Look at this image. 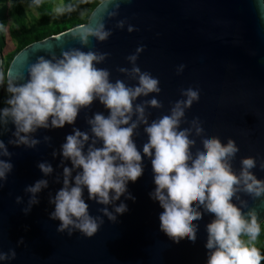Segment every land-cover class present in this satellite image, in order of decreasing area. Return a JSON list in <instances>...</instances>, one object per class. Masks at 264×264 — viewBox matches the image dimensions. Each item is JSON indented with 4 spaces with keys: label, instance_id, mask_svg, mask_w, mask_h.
I'll return each mask as SVG.
<instances>
[{
    "label": "water",
    "instance_id": "95a60500",
    "mask_svg": "<svg viewBox=\"0 0 264 264\" xmlns=\"http://www.w3.org/2000/svg\"><path fill=\"white\" fill-rule=\"evenodd\" d=\"M100 9L99 2L87 14L86 22L90 19L94 24ZM109 11L115 14L103 17L105 29L110 30L107 39L100 41L90 36L82 45L68 33L73 26L24 46L4 72L23 71L26 79L27 64L41 56L52 59L62 51L79 48L106 53L96 67L107 69L111 82L121 80L133 86L138 74L131 71L133 62L127 57L135 53V66L159 81V92L140 95L133 101V107L143 105L148 123L169 114L177 100L186 99L185 90H196L198 98L184 109L179 125L189 129L194 140L192 151L202 146L205 134L218 137L222 143L230 138L239 149L230 160L233 171L238 174L241 158L251 156L256 160L251 171L264 179V168L260 167L264 161V10L260 0H114ZM120 21L122 26H118ZM122 68L127 71H120ZM17 82L23 83L24 79ZM152 98L157 99L159 107L147 103ZM95 113L108 114L96 99L79 110L73 124L41 127L30 133L37 141L31 147L9 143L16 139L14 125L10 120L0 123V140L10 153L0 155V160L12 164L0 180V252H15L13 258L0 260V264H206L205 226L212 214L200 209L202 218L193 221L197 225L194 242L186 236L176 242L165 235L158 220L162 208L149 197L155 187L150 157L143 153V173L127 185V192L135 199L122 195L104 205L89 199L85 188L83 198L88 212L99 218L97 231L87 237L75 228L71 234L68 229L58 230L60 221L50 216L54 210L50 199L62 187L63 168L72 167L71 161L61 155V145L76 128L89 135L86 150L92 138L88 120ZM132 119H136L135 113ZM197 125L200 132L196 131ZM144 127L138 122L133 130L138 150L147 141ZM95 146H101L99 139ZM42 162L52 167L47 175L38 167ZM79 171L73 169L72 176ZM40 179L46 180L47 186L34 194L36 202L29 205L33 194L25 189ZM69 180L71 184L72 178ZM238 195L246 202L242 210L255 209L262 223L264 197L253 198L243 192ZM121 202L127 210L115 213L114 206ZM233 202L240 203L235 198ZM103 208L115 219L110 220L101 211Z\"/></svg>",
    "mask_w": 264,
    "mask_h": 264
},
{
    "label": "clouds",
    "instance_id": "9594fccd",
    "mask_svg": "<svg viewBox=\"0 0 264 264\" xmlns=\"http://www.w3.org/2000/svg\"><path fill=\"white\" fill-rule=\"evenodd\" d=\"M28 3L30 7H38L41 0H28ZM113 4L114 0H100V15L95 23L89 19L71 28L68 32L70 36L82 45L88 43L90 36L100 41L107 39L110 30L105 29L103 17L115 14L109 11V6ZM76 6L57 7L53 16L57 18L74 11ZM260 6L264 10V0H260ZM122 25L123 21L118 22V26ZM128 30L132 31L131 25ZM138 51L140 48H137ZM105 55L70 48L62 51L59 57L45 59L41 56L27 64L26 79L23 71L15 74L0 71V85L6 83V91L10 94L5 101L7 106L0 108V123L6 124L10 120L15 128L13 136L16 139L9 143H23L29 147L35 145L37 141L29 136L30 133L41 127L73 124L79 110L90 105L94 99L108 109L106 116L95 113L88 120L92 138L86 150L84 146L90 139L89 135L76 128L66 135L61 145V155L71 161L72 167L63 168L62 187L50 199L54 203L50 216L60 221L58 230L68 229L71 234L75 228L87 237L97 231L99 218L92 217L88 212L83 198L85 188L89 199L104 205L111 204L122 195L135 199L127 192V185L142 175L143 153L145 157H150L155 187L149 197L162 208L158 220L159 228L165 235L176 242L185 236L194 242L197 225L193 221L202 218L200 209H203L212 214V219L205 226L206 264H261L264 250L258 245L264 228L255 209L242 210L246 202L238 195L243 192L253 198L264 197V179L257 178L251 171L256 167V160L251 156L241 158L237 174L230 163L239 150L235 142L229 138L222 143L218 137L206 134L202 137V146L192 151L194 140L190 138L189 129L179 127L184 109L198 98V92L191 88L185 90L186 99L177 100L169 114L148 123L143 105L133 107V101L140 95L159 92L158 79L135 66L137 57L134 53L127 59L133 62L131 71L138 74L137 84L127 86L121 80L111 82L108 70L96 67ZM120 71L127 70L122 68ZM21 79L24 82L18 83ZM147 103L159 107L155 98ZM133 113L136 119H132ZM138 122L145 124L144 132L147 134V141L140 150L132 139ZM201 130L197 125L196 131ZM97 139L101 141L100 147L95 146ZM0 155H10L2 140ZM38 167L45 175L52 171L47 163H39ZM260 167L264 168V161ZM11 168V162L0 160V180ZM75 168L80 171L72 176ZM69 177L72 178L71 184ZM46 186L47 181L40 179L26 187L25 190L33 194L29 205L36 202L34 194ZM233 198L240 201L239 205L233 202ZM126 210L127 205L123 202L114 206L115 213ZM101 211L110 220L115 219L107 208ZM14 256L12 250L9 254L0 252V260Z\"/></svg>",
    "mask_w": 264,
    "mask_h": 264
},
{
    "label": "trees",
    "instance_id": "16d2710c",
    "mask_svg": "<svg viewBox=\"0 0 264 264\" xmlns=\"http://www.w3.org/2000/svg\"><path fill=\"white\" fill-rule=\"evenodd\" d=\"M1 1L2 0H0V2ZM99 2L100 0H86V2H84V5L88 7V15ZM54 3L55 0H41V3L38 7H31L36 11L37 22L30 23V21L27 20L25 10L19 0H9L10 15L16 26V29H14V31L12 32L13 37L16 41V46L6 56L5 63L7 64V66L14 55L27 44L43 39L49 35L60 33L73 26L86 22L88 15L87 18H82L75 13V10L66 12L63 15L54 18ZM62 4L63 6L73 5V2L72 0H62ZM2 9L3 8L0 9V22L3 19ZM1 45L2 37L0 31V47ZM5 101V99L0 100V105L2 108L7 106ZM261 225L262 228H264L263 222L261 223ZM260 244L261 246L264 245V234H262ZM261 264H264V262L262 261Z\"/></svg>",
    "mask_w": 264,
    "mask_h": 264
},
{
    "label": "rangeland",
    "instance_id": "374dc122",
    "mask_svg": "<svg viewBox=\"0 0 264 264\" xmlns=\"http://www.w3.org/2000/svg\"><path fill=\"white\" fill-rule=\"evenodd\" d=\"M19 2L21 3L22 7L25 10L27 20L30 21V23H36L37 22L36 11L29 6V4L27 3V0H19ZM72 2H73V5H77L75 9V13L82 18H86L88 14V7H86L84 3H79L78 0H72ZM60 6H63L62 0H55L53 12L55 8L60 7ZM1 8H3L2 9L3 19L0 22V31H1V37H2V45L0 47V54L2 57V71H4L7 66V64L5 63L6 56L16 46V41L12 34L14 29H16V26L10 15L9 0H2L0 2V9ZM9 95L10 94L7 93L6 91V83L0 85V100L1 99L6 100ZM258 246H261V244ZM262 250H264V245H262Z\"/></svg>",
    "mask_w": 264,
    "mask_h": 264
},
{
    "label": "built area",
    "instance_id": "2783aa9c",
    "mask_svg": "<svg viewBox=\"0 0 264 264\" xmlns=\"http://www.w3.org/2000/svg\"><path fill=\"white\" fill-rule=\"evenodd\" d=\"M263 223H264V221H263Z\"/></svg>",
    "mask_w": 264,
    "mask_h": 264
}]
</instances>
